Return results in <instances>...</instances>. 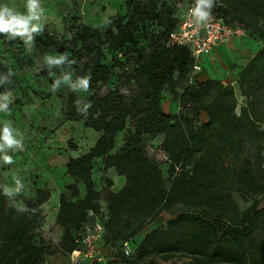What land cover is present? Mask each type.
<instances>
[{
    "label": "trees",
    "instance_id": "obj_1",
    "mask_svg": "<svg viewBox=\"0 0 264 264\" xmlns=\"http://www.w3.org/2000/svg\"><path fill=\"white\" fill-rule=\"evenodd\" d=\"M216 1H211L210 11L264 43V0ZM126 11V16L116 17L104 34L82 27L58 51L67 57L79 87L92 90L107 80L112 68H118L139 90L130 101L119 89L81 103L68 94L66 119L83 121L100 136L86 153L69 158L66 164L75 181L66 187L70 197L79 196V182L85 195L80 202H73L65 193L59 194L56 221L63 229L60 252L68 255L78 250L85 225L91 220L89 213H101L100 195L92 178L94 162L101 160L103 173L113 169L125 180L120 190L106 197L103 226L107 236L103 241L112 246L118 243L120 248L130 241L137 256L134 264L152 258L163 262L187 258L192 264H264V240L255 237L264 227L260 225L264 208L256 210L254 201L248 209L240 210L232 198L233 192L264 194V167L258 177L248 160L235 166L246 144L256 147L255 162L264 165V48L249 60L237 79L239 94L246 100L237 114L231 85L220 81L189 83L194 64L190 49L168 46L178 22L177 9L155 1L130 0ZM149 24L158 30L148 33ZM140 38L146 40L144 49L140 48ZM34 43L45 50L54 47L53 40L44 35L36 36ZM104 47L111 54L110 66L103 63ZM1 75L10 79L3 66L0 81ZM163 91L178 97L182 109L178 116L163 111ZM201 113L207 120L199 124ZM127 122L133 123V129L122 147L112 153L116 136L127 128ZM157 135L162 136L161 149L169 164L166 178L143 151L144 137ZM21 199L19 194L8 195L0 178V264H42L48 250L41 238L31 234L33 221L48 197L28 202L25 212L11 205ZM170 212L174 219L167 227L146 234L134 248L133 237L154 217Z\"/></svg>",
    "mask_w": 264,
    "mask_h": 264
},
{
    "label": "rangeland",
    "instance_id": "obj_2",
    "mask_svg": "<svg viewBox=\"0 0 264 264\" xmlns=\"http://www.w3.org/2000/svg\"><path fill=\"white\" fill-rule=\"evenodd\" d=\"M130 0H36L35 18L28 21V31L14 34L11 31L0 32V66L10 73V79L1 75L0 81V178L3 179L8 195L19 194L21 200L11 203L17 211L28 210L27 203H34L39 197L46 195L47 201L40 206V214L33 221L31 234L35 239L41 238L48 248L42 264H134L135 254L130 258H122L119 244L97 241L94 249L103 262L95 258L77 257L74 261L60 252L63 239V229L56 221L59 194L65 193L73 202H80L85 195L84 186L77 183L79 196L71 198L67 192L68 185L75 181L66 171L69 158H76L86 153L96 142L100 133L86 128L83 121L72 122L66 119L65 108L68 94L71 93L78 103L91 96H102L107 91L119 89L127 101L139 92L137 87L128 83V76L120 73L118 68H112L110 75L92 90L79 87L73 80L72 70L67 64V57L58 51L67 46L76 37L82 27L98 29L102 34L111 26L118 16H126V5ZM141 2L155 1L158 5L165 3L168 7L177 9V14L186 7L185 0H135ZM29 0H0V12L28 18ZM36 30H32L33 28ZM149 24L146 31H157ZM38 35L50 37L54 47L48 50L36 47L34 38ZM140 48H146L145 38H140ZM251 46L252 53L261 50L260 44L254 38L244 41ZM106 66L111 65V54L107 47L103 48ZM134 61L135 57H132ZM196 78V77H195ZM193 77V81L195 79ZM239 114L246 100L240 96L237 84L234 85ZM178 92L181 90L178 88ZM162 109L166 113L178 116L182 109L178 97L171 96L167 91L161 94ZM207 120L205 113L200 114L199 124ZM198 124V125H199ZM5 129L13 141L12 145L4 140ZM133 129V123L127 122V128L118 133L112 153L118 151L128 132ZM162 136H146L143 139V151L147 158L159 166L164 178L168 175L169 164L161 149ZM256 147L246 144L240 155L242 160L252 164L255 174L262 175L264 165L255 162ZM264 155V153H262ZM264 157V156H262ZM101 160H95L92 178L95 189L100 195V223L106 220L105 200L109 192L120 190L125 180L110 169L101 171ZM107 181H111V185ZM232 198L240 210L248 209L256 202V210L264 208V194L251 196L233 192ZM173 213H162L135 237L134 248L138 247L146 234L154 230H164L168 221L174 219ZM264 225V216L261 224ZM107 233L104 229V236ZM255 237L264 240V227L258 230ZM138 264H192L187 258H175L163 262L152 258Z\"/></svg>",
    "mask_w": 264,
    "mask_h": 264
},
{
    "label": "built area",
    "instance_id": "obj_3",
    "mask_svg": "<svg viewBox=\"0 0 264 264\" xmlns=\"http://www.w3.org/2000/svg\"><path fill=\"white\" fill-rule=\"evenodd\" d=\"M211 1L216 0H203V2L201 0H185L186 7L176 15L177 26L168 41V46L190 49L194 59L189 79L190 84L193 83L195 74L201 70L198 65L201 56L209 54L213 48L225 45L233 39L250 37L242 26L233 25L210 11ZM197 8L200 9L201 13H204L203 16L197 13ZM259 44L261 48H264V43ZM100 215L101 213L96 216L92 212L89 213L91 220L85 225V232L80 241L79 249L68 254L72 261L82 256L83 258H95L97 262H103L102 257L94 249V244L101 241L104 236V226L98 221ZM120 251L126 259L134 255V249L130 241L124 242Z\"/></svg>",
    "mask_w": 264,
    "mask_h": 264
},
{
    "label": "crops",
    "instance_id": "obj_4",
    "mask_svg": "<svg viewBox=\"0 0 264 264\" xmlns=\"http://www.w3.org/2000/svg\"><path fill=\"white\" fill-rule=\"evenodd\" d=\"M251 37L233 39L229 43L213 48L198 60L201 70L194 76L195 82L220 81L223 85L237 84L241 70L256 54L245 43ZM259 45V43H258ZM58 211V210H57Z\"/></svg>",
    "mask_w": 264,
    "mask_h": 264
},
{
    "label": "clouds",
    "instance_id": "obj_5",
    "mask_svg": "<svg viewBox=\"0 0 264 264\" xmlns=\"http://www.w3.org/2000/svg\"><path fill=\"white\" fill-rule=\"evenodd\" d=\"M203 2V0H201ZM29 11L32 13L31 16L28 18L12 15L11 13L7 12L5 10L4 12H0V32H6L11 31L14 34H23L28 31V21L32 18H35L34 9L36 8V0H29ZM197 13L201 16L204 15V13L200 12V9L197 8ZM32 30H36L34 27ZM4 140L7 142V144L12 145L15 143L11 136L8 134V130L5 129L4 134Z\"/></svg>",
    "mask_w": 264,
    "mask_h": 264
}]
</instances>
